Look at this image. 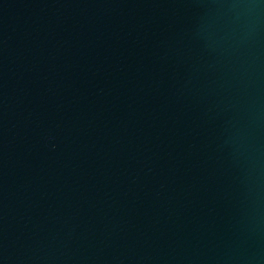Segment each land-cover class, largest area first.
<instances>
[{
	"label": "water",
	"instance_id": "water-1",
	"mask_svg": "<svg viewBox=\"0 0 264 264\" xmlns=\"http://www.w3.org/2000/svg\"><path fill=\"white\" fill-rule=\"evenodd\" d=\"M0 264H264V0H0Z\"/></svg>",
	"mask_w": 264,
	"mask_h": 264
}]
</instances>
